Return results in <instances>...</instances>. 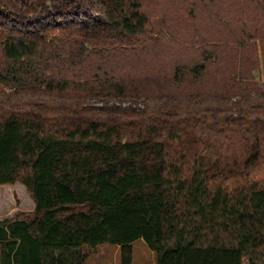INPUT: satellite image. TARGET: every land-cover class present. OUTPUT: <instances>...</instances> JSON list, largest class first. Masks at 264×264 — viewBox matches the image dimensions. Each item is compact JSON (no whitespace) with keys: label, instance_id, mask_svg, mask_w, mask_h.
Instances as JSON below:
<instances>
[{"label":"trees","instance_id":"obj_1","mask_svg":"<svg viewBox=\"0 0 264 264\" xmlns=\"http://www.w3.org/2000/svg\"><path fill=\"white\" fill-rule=\"evenodd\" d=\"M152 1L0 0V185L35 203L0 220V264H85L103 244L134 264L139 239L156 264H264L258 64L204 50L169 78L203 91L128 95L109 64L153 43Z\"/></svg>","mask_w":264,"mask_h":264},{"label":"rangeland","instance_id":"obj_2","mask_svg":"<svg viewBox=\"0 0 264 264\" xmlns=\"http://www.w3.org/2000/svg\"><path fill=\"white\" fill-rule=\"evenodd\" d=\"M145 10L153 20V43L146 50H137L129 59L109 64L113 69L110 74L127 83L128 95L142 99L159 98L164 92L203 91L201 85L191 83L178 91L169 78L178 64L201 62L204 50L217 52L226 69L238 66L249 70L257 62L259 68L248 71L254 80H248L264 87V0H154L145 4ZM215 76L212 71L205 80L210 82ZM205 84L218 90L211 83ZM32 211L34 201L25 185H0V220ZM132 246L134 264H156L154 251L143 239ZM86 252L85 264H121L119 246L86 247Z\"/></svg>","mask_w":264,"mask_h":264},{"label":"crops","instance_id":"obj_3","mask_svg":"<svg viewBox=\"0 0 264 264\" xmlns=\"http://www.w3.org/2000/svg\"><path fill=\"white\" fill-rule=\"evenodd\" d=\"M34 209H35V203H34Z\"/></svg>","mask_w":264,"mask_h":264}]
</instances>
